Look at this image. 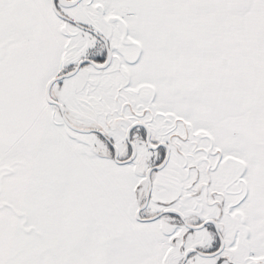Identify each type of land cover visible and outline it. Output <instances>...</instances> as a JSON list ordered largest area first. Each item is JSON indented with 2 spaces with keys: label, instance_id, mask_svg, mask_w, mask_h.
<instances>
[{
  "label": "snow or ice",
  "instance_id": "snow-or-ice-1",
  "mask_svg": "<svg viewBox=\"0 0 264 264\" xmlns=\"http://www.w3.org/2000/svg\"><path fill=\"white\" fill-rule=\"evenodd\" d=\"M0 264H264V0H0Z\"/></svg>",
  "mask_w": 264,
  "mask_h": 264
}]
</instances>
